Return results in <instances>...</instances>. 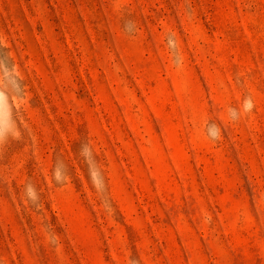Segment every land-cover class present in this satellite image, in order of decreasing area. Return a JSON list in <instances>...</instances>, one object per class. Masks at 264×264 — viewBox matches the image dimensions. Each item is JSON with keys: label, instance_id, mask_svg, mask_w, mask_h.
I'll use <instances>...</instances> for the list:
<instances>
[{"label": "rangeland", "instance_id": "obj_1", "mask_svg": "<svg viewBox=\"0 0 264 264\" xmlns=\"http://www.w3.org/2000/svg\"><path fill=\"white\" fill-rule=\"evenodd\" d=\"M0 264H264V0H0Z\"/></svg>", "mask_w": 264, "mask_h": 264}]
</instances>
